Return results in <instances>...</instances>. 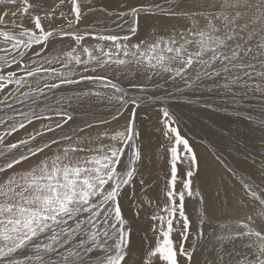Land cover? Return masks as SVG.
<instances>
[{
	"label": "snow or ice",
	"instance_id": "1",
	"mask_svg": "<svg viewBox=\"0 0 264 264\" xmlns=\"http://www.w3.org/2000/svg\"><path fill=\"white\" fill-rule=\"evenodd\" d=\"M0 264H264V0H0Z\"/></svg>",
	"mask_w": 264,
	"mask_h": 264
},
{
	"label": "bare ground",
	"instance_id": "2",
	"mask_svg": "<svg viewBox=\"0 0 264 264\" xmlns=\"http://www.w3.org/2000/svg\"><path fill=\"white\" fill-rule=\"evenodd\" d=\"M183 111L185 113V123L187 125L185 131H187L195 141L204 139L205 141H211L217 144L228 160L231 161L232 157L228 155V149L232 146V142L228 129L231 128L233 132L237 131V129L243 131V127L233 124L228 119H224L223 117L225 114L223 113L217 114L211 121H209L207 116H202L194 110L190 111L188 108H185ZM143 117L144 113L141 112L138 115L137 120L142 122L141 127L144 131L146 141H151L152 145L155 146V141L158 135L155 133L154 127L156 124V113H152L149 120H144ZM121 123H123V121H121ZM205 123L208 124L207 127L204 126ZM255 135H259V133H256ZM195 150L200 153L204 161L202 164L201 180H203L205 176L218 173V166L215 163L214 158L208 154L207 148L204 145L197 143L195 145ZM154 171H158V169H154ZM211 194L212 193L209 192V195ZM139 227H147V223H142ZM142 234L143 233H141V235Z\"/></svg>",
	"mask_w": 264,
	"mask_h": 264
}]
</instances>
